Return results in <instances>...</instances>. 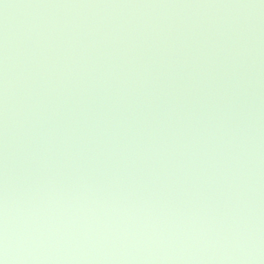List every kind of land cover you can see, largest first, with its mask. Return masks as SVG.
<instances>
[{
  "label": "water",
  "instance_id": "1",
  "mask_svg": "<svg viewBox=\"0 0 264 264\" xmlns=\"http://www.w3.org/2000/svg\"><path fill=\"white\" fill-rule=\"evenodd\" d=\"M264 264V0H0V256Z\"/></svg>",
  "mask_w": 264,
  "mask_h": 264
},
{
  "label": "clouds",
  "instance_id": "2",
  "mask_svg": "<svg viewBox=\"0 0 264 264\" xmlns=\"http://www.w3.org/2000/svg\"><path fill=\"white\" fill-rule=\"evenodd\" d=\"M0 264H8V247L6 234L4 239L3 255L0 256Z\"/></svg>",
  "mask_w": 264,
  "mask_h": 264
}]
</instances>
